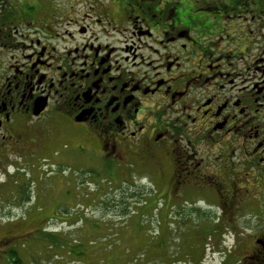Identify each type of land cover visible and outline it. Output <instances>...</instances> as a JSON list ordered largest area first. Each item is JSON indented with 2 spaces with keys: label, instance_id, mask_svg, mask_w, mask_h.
Returning <instances> with one entry per match:
<instances>
[{
  "label": "flooded vegetation",
  "instance_id": "obj_1",
  "mask_svg": "<svg viewBox=\"0 0 264 264\" xmlns=\"http://www.w3.org/2000/svg\"><path fill=\"white\" fill-rule=\"evenodd\" d=\"M58 146L207 218L264 207V0H0V213L21 214L0 216V264L39 240L9 226L40 209L23 162ZM253 232L241 260L264 264Z\"/></svg>",
  "mask_w": 264,
  "mask_h": 264
},
{
  "label": "rangeland",
  "instance_id": "obj_2",
  "mask_svg": "<svg viewBox=\"0 0 264 264\" xmlns=\"http://www.w3.org/2000/svg\"><path fill=\"white\" fill-rule=\"evenodd\" d=\"M218 145L216 144V148ZM235 163L234 160L232 164ZM22 166V174L35 175L39 185L37 203L40 209L37 213L26 216L24 226L12 224L9 228L14 229L16 234L32 228L37 233L48 231L58 237L51 240L59 247L61 240L72 242L75 246L82 239L87 244L77 248L76 253L81 256L73 255V260H70L64 257L61 248L51 250L39 240L34 249L33 245L29 247V255H26L30 259L23 253L20 254L21 258L17 259L20 264H29L37 253V264H97L98 261L101 264H121L125 249L120 251L118 244H129L131 249L134 248V257L137 259L133 264H165L166 260L175 264H237L239 259L242 264H248L246 260H241V252L247 251L250 241L239 234L240 241L236 245L233 232L252 236V226L264 223V207L231 215L217 212L216 217L211 218L192 216L193 213L184 209L186 204L182 205L184 207H173L171 200L174 197L162 196L161 191H158L162 185L157 180L151 181L139 175L138 171L126 174L117 171L109 178L106 174L107 170L110 172L107 164L101 163L97 158L81 156L70 146H58L54 154H49L44 159L33 158L31 162L26 160ZM250 183L254 184L251 180ZM5 187L11 191V180L7 181ZM261 190L262 187H256L248 197L260 196L264 199ZM194 196L198 195L191 192V196H184L183 200H192ZM176 201V204H182L181 201ZM177 210H180L181 215L176 214L174 219L172 217ZM186 213L188 217L183 215ZM5 215L21 220L20 212L0 213L2 218ZM208 226L213 227L210 229ZM44 228L47 231H42ZM107 234L110 235L106 242L112 241L113 244L103 246L102 240ZM41 237L42 235L40 239ZM92 237H99L100 240L95 243ZM162 237H165L166 244L158 240ZM87 241L95 244L90 245ZM160 254L164 257L172 254L175 257L172 260L164 258L158 261L156 259Z\"/></svg>",
  "mask_w": 264,
  "mask_h": 264
},
{
  "label": "trees",
  "instance_id": "obj_3",
  "mask_svg": "<svg viewBox=\"0 0 264 264\" xmlns=\"http://www.w3.org/2000/svg\"><path fill=\"white\" fill-rule=\"evenodd\" d=\"M256 209V208H255ZM120 211H122V212H126V211H124V210H120ZM188 211L190 212V213H193V214H191L192 216H201V218H207V216L205 215V213H203V212H194L193 210H190V209H188ZM180 211L179 210H177L176 212H174L175 214H173V217L172 218H174V219H176V214L177 215H181L180 213H179ZM216 213H217V211H216ZM215 213V214H216ZM183 215H185L186 217H188L189 215L186 213V214H183ZM229 215V214H228ZM171 221H172V219H171ZM218 221H219V217H218ZM172 223H175L176 224V222L175 221H172ZM171 224V223H170ZM41 231V230H40ZM42 231H47L46 230V228H44ZM40 235H42V237H41V239H40ZM108 236H106V238L104 239V240H102V243H104L103 244V246L104 245H106L107 243L108 244H113V242L112 241H109V242H106L107 241V239H108V237H109V235L110 234H107ZM54 237H56V238H58L57 236H54V235H52V234H50V233H48V231L47 232H39V240L41 241V242H44V245L47 247V248H49V249H51V250H54V251H56V250H58L59 248H61V250H63L64 251V257L66 258V259H70V260H73L72 259V257H73V255H75V256H81V254L80 253H76L77 251V248L78 249H80L81 248V245H85V244H87L86 243V241H84V240H82V239H80L79 241H77V243L78 244H76L75 246H73V243L71 242V243H66V241L65 240H61V242H60V247L58 246V244H54L53 242H52V238H54ZM92 238H94V237H92ZM158 239V238H157ZM39 240H38V238H37V242H39ZM100 240V238L99 237H96V238H94V241H95V243H96V241H99ZM153 240V239H152ZM159 241H161V242H165V244H166V239H165V237H162V238H160V239H158ZM89 241H92V240H89ZM89 241H87L88 242V244H90V245H92V244H95L94 242H89ZM152 242V241H151ZM74 243H76V241H74ZM98 244V243H97ZM96 244V245H97ZM159 245V244H158ZM118 246H120L119 247V250L121 251L122 249L125 251L124 253H122L123 255L121 256L122 257V260H121V264H133L135 261H136V259H137V257H134L136 254H134L133 253V250H134V248L133 249H131L129 246V244L127 245V246H125V245H120V244H118ZM55 247V248H54ZM66 247V250L64 249ZM131 247H133V246H131ZM56 249V250H55ZM162 250H163V252H164V249L162 248ZM170 253V252H169ZM164 254H165V252H164ZM166 255V254H165ZM57 258H58V256L57 255H55ZM63 257V256H62ZM173 257H175L174 255H172V254H169V255H167L166 257H164L162 254H160V256H159V258L158 259H156V260H158V261H160V260H163L164 258H166V259H171L172 260V258ZM128 258H131V260L129 261L128 260ZM14 258L13 257H9V261L7 262L8 264H10V261H12ZM165 259V260H166ZM18 261V260H17ZM78 261H80V259H78ZM68 262V261H67ZM16 264H17V262H15ZM97 264H101V261H98L97 262ZM158 264H160V262H158ZM165 264H175V262H171V263H168L167 262V260H166V262H165Z\"/></svg>",
  "mask_w": 264,
  "mask_h": 264
}]
</instances>
